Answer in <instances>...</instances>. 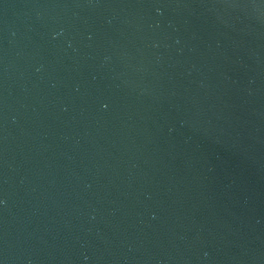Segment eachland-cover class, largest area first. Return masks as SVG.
<instances>
[{
    "label": "water",
    "instance_id": "obj_1",
    "mask_svg": "<svg viewBox=\"0 0 264 264\" xmlns=\"http://www.w3.org/2000/svg\"><path fill=\"white\" fill-rule=\"evenodd\" d=\"M0 264H264V0H0Z\"/></svg>",
    "mask_w": 264,
    "mask_h": 264
}]
</instances>
